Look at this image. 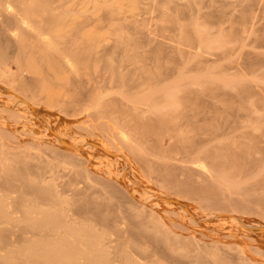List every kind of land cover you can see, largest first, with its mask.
Wrapping results in <instances>:
<instances>
[{
	"label": "rangeland",
	"instance_id": "rangeland-1",
	"mask_svg": "<svg viewBox=\"0 0 264 264\" xmlns=\"http://www.w3.org/2000/svg\"><path fill=\"white\" fill-rule=\"evenodd\" d=\"M30 11L38 28L58 31V48L80 69L57 58L62 74H49L55 103L39 88L0 78V165L4 154L18 157L17 169L54 185L73 222L106 226L116 261L129 250L142 264H264V205L247 200H264V0H36ZM120 31L128 43L117 42ZM201 31L205 42L224 38L223 45L208 49ZM61 78L79 93L76 103L65 105ZM176 86L186 99L178 121L203 128L195 148L179 151L167 141L161 152L154 139L119 137L134 113L157 124L145 97ZM95 91L104 98L91 104ZM252 142L257 152L248 154ZM198 157L214 164L213 176L199 170ZM225 171L235 181L218 192L228 212L178 190L214 183ZM151 218L182 247L158 243L147 229Z\"/></svg>",
	"mask_w": 264,
	"mask_h": 264
},
{
	"label": "bare ground",
	"instance_id": "bare-ground-1",
	"mask_svg": "<svg viewBox=\"0 0 264 264\" xmlns=\"http://www.w3.org/2000/svg\"><path fill=\"white\" fill-rule=\"evenodd\" d=\"M35 1L0 0V78L12 83L18 82L23 88H39L55 103L59 95L53 92V87L57 84L52 83L49 74H62L63 65L79 73L80 62L60 51L56 42L58 31L55 28L50 25L38 28L29 18L31 4ZM200 33L203 36L200 42L208 49L224 43V38L205 42L204 32ZM117 42L128 43L122 31L117 34ZM57 58L63 65L58 63ZM107 70L113 81H116V69L111 59L107 62ZM199 81L193 79L190 85L200 86ZM58 83L65 89L62 96L65 105H68L66 100L76 103L79 93L74 90L70 80L61 78ZM154 83L156 79L150 76L148 91H152L150 86ZM228 85L237 89L235 84L226 86ZM157 89L159 96L153 98L151 94H147L144 100L146 112L157 119V124L154 125L146 117L134 113L129 126L119 128V137L126 143L137 142L139 138L154 139L156 149L161 152H167L163 149L167 141L179 151L187 152L195 148L194 138L201 134L203 128L184 127L178 121L186 102L183 96L185 90L180 86ZM90 98L91 104H98L104 95L95 91ZM106 101L105 99L102 103ZM249 106L255 110L253 113H257L253 102ZM101 108L99 105L98 109ZM247 152H257L256 143L252 142ZM2 159L0 172L6 179L0 181V264H142L141 259L132 255L129 250L122 252L116 261L109 250L112 233L106 226L101 223V229L97 230L90 224L73 222L70 210L67 209V201L61 199L53 184H43L39 175L23 173L17 169L15 162L18 157L10 158L4 154ZM195 164L202 173L213 176V163L198 157ZM166 177L170 180L176 178V175L169 173ZM233 177V172L225 171L215 177L214 183L203 182L199 186L183 183L177 187L183 194L202 196L213 206L228 212L227 208L222 207L218 192L221 187L229 189L230 185H234ZM146 187L148 189L149 185ZM247 200L259 207L264 205L263 198L259 196L250 194L247 195ZM3 226L23 230L19 236L8 235ZM147 229L164 247L167 246L166 243L175 248L182 247L181 243L170 241L167 231L157 219L151 218Z\"/></svg>",
	"mask_w": 264,
	"mask_h": 264
}]
</instances>
